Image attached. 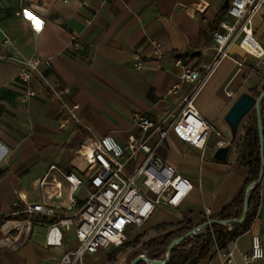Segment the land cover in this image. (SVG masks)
Wrapping results in <instances>:
<instances>
[{"label": "crops", "instance_id": "1", "mask_svg": "<svg viewBox=\"0 0 264 264\" xmlns=\"http://www.w3.org/2000/svg\"><path fill=\"white\" fill-rule=\"evenodd\" d=\"M230 1L0 0V218L25 217L0 228V264H59L76 248L73 230L22 212L25 202L45 198L34 184L51 165L79 174L83 165L74 150L90 137L110 135L123 145L133 138L154 146L157 135L139 131L135 115L168 124L170 115L180 112L187 86L178 95L168 91L178 81L181 65L195 69L216 58L213 25ZM230 20L226 14L223 21ZM252 34L264 49V7L253 19ZM152 40L159 44L160 55L154 54ZM32 57L42 62L31 80L21 83L20 67ZM28 90L35 96L23 104ZM255 90L264 91V57L246 54L236 42L193 99L211 127L204 148H194L173 133L157 147L192 189L180 207L156 208L142 228L129 229L125 243L136 237L145 243L181 228L197 229L237 196L247 176L236 165L241 129L231 144L224 116L241 93L253 95ZM219 142L230 145L225 161L213 158ZM61 194L55 201L56 214L47 219L62 217L65 183ZM161 226L169 229L158 231ZM252 236L264 244V178L250 229L199 264H226L229 252L232 264H245L241 255L250 251ZM139 248H127L114 264H128ZM114 250L88 255L84 264L92 258L97 261L99 254L95 264H102Z\"/></svg>", "mask_w": 264, "mask_h": 264}, {"label": "built area", "instance_id": "2", "mask_svg": "<svg viewBox=\"0 0 264 264\" xmlns=\"http://www.w3.org/2000/svg\"><path fill=\"white\" fill-rule=\"evenodd\" d=\"M262 7L264 0L230 1L226 14L231 20L222 21L212 33L216 58L195 69L187 65L180 66L178 81L168 93L178 95L184 86L187 88L180 112L170 115L168 124L135 115L134 125L139 131L148 133V137L157 135L154 146L146 140L137 141L133 138L123 145L110 135L90 137L74 150V155L83 165L79 174L51 165L36 181L34 188L45 192V198L42 202H25L22 212L28 215H55L59 208L55 201L62 196L63 183L67 186L66 202L62 205L63 215L57 225L65 231H74L77 246L66 252L59 264H84L88 255L117 249L128 240L129 229L142 228L156 208L180 207L192 185L157 153V147L173 133L180 141L194 148H204L211 127L196 111L193 99L218 63L229 56L234 43L238 42V47L246 54L264 57V49L252 36L253 19ZM197 9L200 11V5ZM151 44L154 54L160 55L157 41L152 40ZM73 45L77 47L78 43L74 42ZM41 62L39 58L32 57L21 65L19 81L28 83ZM241 65L238 62V66ZM225 94L233 96L229 91H225ZM34 96L35 92L28 90L21 98V103L27 104ZM218 144L222 145L221 142ZM131 162L136 164L130 167ZM81 188H84V193L77 197L76 193ZM241 257L245 264L264 262V244L258 236L251 237L250 251ZM224 261L232 264L231 252L225 255Z\"/></svg>", "mask_w": 264, "mask_h": 264}, {"label": "trees", "instance_id": "3", "mask_svg": "<svg viewBox=\"0 0 264 264\" xmlns=\"http://www.w3.org/2000/svg\"><path fill=\"white\" fill-rule=\"evenodd\" d=\"M227 3L219 12L218 17L213 25V30H217L221 21L225 19ZM253 96L257 97L260 92L255 90ZM261 121L264 126V98L260 101ZM260 145L257 126V117L253 111L246 119L241 128V135L238 138L236 146V165L247 171L246 180L235 198L223 209L220 213L212 218L204 220L199 230L192 232L193 229L181 228L177 231H170L155 238L141 243V237H136L132 243H125L121 247L115 249L109 255L105 256L102 264H114L117 256L124 252L127 248H136L140 245L134 257L145 254L150 260H163L167 254L168 247L177 238H182L177 241L171 249L169 260L165 264H199L207 261L213 254V250H223L228 244L236 240L239 236L246 233L257 213V208L260 201V184L258 183L251 187L247 196L246 188L252 183L258 181L260 175ZM247 199V211L242 221L243 209ZM61 217L54 219L42 218V222L55 223ZM25 219L23 215L8 216L0 218V228L11 220ZM210 220H217L220 223L206 224ZM169 229L167 226L159 227L158 231L164 232ZM136 264H149L145 261H138Z\"/></svg>", "mask_w": 264, "mask_h": 264}, {"label": "water", "instance_id": "4", "mask_svg": "<svg viewBox=\"0 0 264 264\" xmlns=\"http://www.w3.org/2000/svg\"><path fill=\"white\" fill-rule=\"evenodd\" d=\"M264 98V91L260 92V94L255 97L248 93H241L234 101L230 109L224 116V121L229 127L231 141L230 143H234L238 137L239 130L242 128V122L253 112L255 111L257 117V126H258V135H259V145H260V175L258 181L252 183L250 186L246 188V196L251 189L252 186L261 183L262 178H264V126H262L261 121V109H260V101ZM230 145L221 146L216 149L213 158L217 161H225ZM247 211V199L245 201V207L243 209V217L240 221L243 220ZM211 223H220L225 224L224 222H219L217 220H210L206 224ZM200 228V227H199ZM199 228L192 230L194 233L195 231L199 230ZM182 238H177L173 241L170 246L168 247L167 254L163 260H150L147 258L145 254H140L133 259L130 260L128 264H136L138 261H145L149 264H165L169 260V256L171 253L172 247L175 245L177 241H180Z\"/></svg>", "mask_w": 264, "mask_h": 264}, {"label": "rangeland", "instance_id": "5", "mask_svg": "<svg viewBox=\"0 0 264 264\" xmlns=\"http://www.w3.org/2000/svg\"><path fill=\"white\" fill-rule=\"evenodd\" d=\"M247 119V118H246ZM246 119L242 122V126H243V124L245 123V121H246ZM84 193V188H81L77 193H76V196H81L82 194ZM135 233H136V231H133L132 233H130V235H131V237L133 236L134 237V235H135ZM129 234L127 233V238L129 239ZM133 237H132V239H133ZM100 257H102V254H99V255H97L95 258H97V261H98V259H100ZM97 261H95L93 258L92 259H89V264H95Z\"/></svg>", "mask_w": 264, "mask_h": 264}]
</instances>
